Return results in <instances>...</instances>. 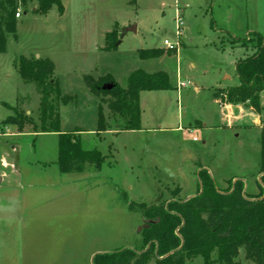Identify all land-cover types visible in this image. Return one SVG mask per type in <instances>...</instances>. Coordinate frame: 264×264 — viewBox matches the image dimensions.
I'll list each match as a JSON object with an SVG mask.
<instances>
[{"label":"rangeland","instance_id":"374dc122","mask_svg":"<svg viewBox=\"0 0 264 264\" xmlns=\"http://www.w3.org/2000/svg\"><path fill=\"white\" fill-rule=\"evenodd\" d=\"M0 1L7 9L0 5V173L8 172L5 165L17 160L23 169L14 192L0 194V264H93L97 251L139 245V233L147 223L142 209L173 196L195 195L199 163L210 167L221 190L235 181L226 179L238 175L246 179L249 195L260 193L253 194L260 188L254 176L261 158L260 128L250 116L232 122L221 116L207 91H197L196 85L208 83L216 73L237 80L239 60L260 50L246 25L257 18L264 27V0H179V5L176 0H61L64 12L55 4L46 15L33 11L36 0ZM179 7L184 32L179 47L167 48L165 38L178 39ZM9 15H15V33L7 27ZM127 21L139 23L138 31L124 30L121 24ZM114 29L123 39L119 48L96 51L92 44L96 32ZM159 45L162 58H139V48ZM21 55L54 62L62 94L75 96L59 107L61 130H81L83 146L106 155L101 167L78 161L73 173L60 172L58 133L35 132L40 130L41 98L35 85L17 71ZM137 68L164 71L175 82L191 84L145 93L143 129L122 130L124 120L109 109L110 97L92 93L83 77L111 74L125 87ZM260 101L264 106V92ZM237 104L243 114L250 111L246 103ZM99 107L109 128L100 135L96 134ZM15 109L22 114L23 130L3 123L16 114ZM196 120L210 125L187 128ZM259 125H264L262 117ZM236 260L256 264L246 258L243 248ZM187 264H203V259L196 257Z\"/></svg>","mask_w":264,"mask_h":264},{"label":"trees","instance_id":"16d2710c","mask_svg":"<svg viewBox=\"0 0 264 264\" xmlns=\"http://www.w3.org/2000/svg\"><path fill=\"white\" fill-rule=\"evenodd\" d=\"M55 4L59 5L63 13L61 0H36L33 11L46 15ZM0 5L3 7L1 1ZM6 18L10 19L7 24L9 31L15 33V15ZM254 35L261 47L256 55L237 63L240 84L229 87L225 92L217 90L215 96L229 103H246L260 113V94L264 90V35L259 32H254ZM106 39L110 41L104 47L107 51L116 50L121 43L115 29L107 33ZM138 53L143 59L157 58L164 54V50L160 47L141 48ZM16 67L21 78L34 84L40 94V130L35 132L58 133L60 169L72 172L78 161L101 167L106 155L97 148H85L79 135L81 130H61L59 107L72 102L75 96L62 94L60 82L54 74V62L50 58L21 55ZM83 78L92 93L110 97L109 109L124 120L122 130L142 128L141 91L174 88L169 74L164 71L148 73L143 69L134 70L128 76L125 87L117 83L111 74L98 79L91 75H84ZM107 83H113L114 87L104 90L102 87ZM15 112L3 123L15 124L23 130L22 114L17 109ZM108 130L106 118L99 107L96 134ZM260 173V193L249 195L243 179L232 181L230 188L224 191L208 169L200 166L195 195L186 199L173 196L165 203L142 209L147 223L139 233L140 244L96 253L93 264H149L151 260H154L153 264H187L196 257H201L203 264L216 261L221 264H239L236 259L241 248L245 250L246 258L256 264H264V125L261 129Z\"/></svg>","mask_w":264,"mask_h":264},{"label":"crops","instance_id":"0c3cea01","mask_svg":"<svg viewBox=\"0 0 264 264\" xmlns=\"http://www.w3.org/2000/svg\"><path fill=\"white\" fill-rule=\"evenodd\" d=\"M136 3H137V0H136ZM176 4H178V5L180 4L179 0H176ZM252 4H253V6H255V5L257 6L258 5L255 1H253ZM179 9L182 10V12H183V9L181 7H179ZM258 18H259V16H258ZM95 23L96 22H92L91 24H93L95 26L97 24V23L96 24ZM134 23L137 24L136 22H134ZM128 24H129L128 21L125 22V23H122L121 27L125 28L127 26H130ZM131 25H133V24H131ZM95 27H98V26L96 25ZM139 28H140V24L138 23L137 24V31H138ZM222 31H224V30H222ZM108 32H110V31L99 32L98 35H97V32H96V34L94 35L92 44H93V47H94V49L96 51L98 50L100 52H110V51H107V50L104 49V47L106 45L105 44L106 43V35H107ZM248 32H259L260 34L264 35V27L262 25H260L258 19L255 18V19L252 20L251 24L249 22L247 23V25H246V33H248ZM126 35L127 34H124L123 36L125 37ZM122 42H123V39H121V43ZM162 46L163 45H159V46H156V47H162ZM154 47L155 46L148 47V48H143V49H150V48H154ZM118 48H119V46H118ZM232 48L234 49V48H237V47L235 46V47H232ZM243 48L247 49L246 47H243ZM139 49H141V48H139ZM247 54H248V52H246L245 56L241 57L240 59L245 58ZM138 56L143 61H151V60L160 59V58L163 57V56H160V57H157V58L143 59V58L140 57L139 53H138ZM193 66H194V64H193ZM137 69H142V68H137ZM137 69H135V70H137ZM146 72H148V71H146ZM148 73H154V72H148ZM231 78H232V76L229 75V74L221 75L220 73H216L215 76H213L208 83H205L202 86L196 85V90L199 91V92H202V91L206 92L207 91V94L209 95L212 104L216 105V107H218V109L220 110L221 116L226 117L227 119L231 120V122L233 120H238L240 118H244L245 116H248V117L250 116L254 120L253 124L255 126H258L260 128V130H261L262 126H260L259 124H261V117L264 119V116H263L264 115V106H262V113H257L252 107H249L250 111H247L246 113L243 114V109L241 108L242 107L241 104L229 103V102H226V101H221L220 99L216 98L215 94H216V91L219 90V88L231 87V86H236V85L240 84V79H239L238 75H237V80L234 81V82L230 81ZM170 80L172 82V85L174 86V89H178V90L182 89V88H185V87H187L188 85L191 84L190 81L184 82V81H181V80L180 81L176 80V82H175L173 80V78L170 79ZM180 83H184V85L180 86ZM163 91H168V90H143V91L140 92L141 126H142V129L144 127L143 109H142V98H143V95L145 93H148V92H163ZM263 92H264V90L260 94V99H261V95H262ZM66 105H68V104H66ZM238 107H240V111L236 110V108H238ZM199 125L203 126V127H208L210 124L207 121H198V120H196L194 122V124L189 123L187 128L197 127ZM160 127H162V126H160ZM178 128H181V126H179ZM139 130H141V129H139ZM65 132H68V131H65ZM17 161H15V162L13 161L12 163L10 162V166L9 165H5L6 161H4V165L6 167L10 168V170L8 172H1L0 173V175L3 177V181L0 184V194H2V193L3 194H6V193L10 194V192H14L13 188L15 187L14 185H16V184H14L15 181H17V178L23 177V172H22L23 169L19 166V163ZM56 163H57V166H58V168H59L61 173H63V174L64 173H73V172H63L60 169V166L58 164V159H57ZM199 166H202V164L199 163ZM45 167H47V166H45ZM203 168L208 169V171L211 173V175L212 174L214 175V173L212 172V170H210V167L208 165H206V167H203ZM199 170H200V167H199ZM261 175H262V173H260V163H259V165L255 169V173H254V176L256 177V179H257L256 181L257 182H259ZM213 177L215 178V175ZM258 178H259V180H258ZM230 179H234V180L243 179L246 182V191H248V183H247L246 179L239 178V176L236 175V176H233V177L228 178L226 180H230ZM215 180L217 181L216 178H215ZM66 183H69V182H66ZM257 192H260V188L258 190H256L255 192H253V194H255ZM7 198L9 199V197H7ZM179 198H182V197H179ZM182 199H186V198H182ZM94 253H96V252H93V254ZM97 253H99V252L97 251Z\"/></svg>","mask_w":264,"mask_h":264},{"label":"built area","instance_id":"2783aa9c","mask_svg":"<svg viewBox=\"0 0 264 264\" xmlns=\"http://www.w3.org/2000/svg\"><path fill=\"white\" fill-rule=\"evenodd\" d=\"M15 15L17 18H20L22 14L20 11H17ZM184 28H185V20H184L183 12H182V10H180L178 8L177 9V15H176V34L178 36V39L176 41H172L168 38H165L164 39V45L167 48H174L176 46L179 47L180 36L184 32ZM183 85H184V83H180V86H183Z\"/></svg>","mask_w":264,"mask_h":264},{"label":"water","instance_id":"95a60500","mask_svg":"<svg viewBox=\"0 0 264 264\" xmlns=\"http://www.w3.org/2000/svg\"><path fill=\"white\" fill-rule=\"evenodd\" d=\"M127 30V32H129V31H133V32H136L137 31V24H133V25H130V26H127V27H125L124 28V30ZM124 34H126V32H124L123 31V33H122V36L124 35ZM37 57H38V55H37ZM114 87V84L113 83H107V84H105V85H103V89L104 90H110V89H112ZM245 190H246V188H245ZM191 197V196H190ZM189 198V197H188ZM148 248V247H147ZM158 253V249L156 248V254ZM94 256L95 255H93V257H92V263H94L93 261H94ZM162 258V257H161Z\"/></svg>","mask_w":264,"mask_h":264}]
</instances>
